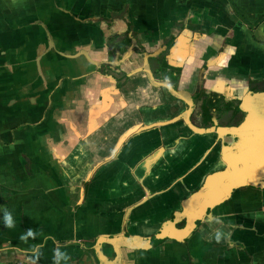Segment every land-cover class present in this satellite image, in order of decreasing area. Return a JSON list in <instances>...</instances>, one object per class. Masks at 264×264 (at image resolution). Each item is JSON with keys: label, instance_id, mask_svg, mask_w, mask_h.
Segmentation results:
<instances>
[{"label": "crops", "instance_id": "0c3cea01", "mask_svg": "<svg viewBox=\"0 0 264 264\" xmlns=\"http://www.w3.org/2000/svg\"><path fill=\"white\" fill-rule=\"evenodd\" d=\"M177 10H184L196 26L228 31L240 55L260 46L250 40L247 26L258 24L256 34L264 35V0H0V264H93L92 253L82 246V240L92 238L83 232L91 227L81 214L85 207L77 208L78 219L70 211L80 200L71 181L91 168V159L108 157L112 141L98 145L79 138L86 124L78 89H96L98 81L84 79L85 70L93 69L74 60V43L96 36L94 22L100 16L119 14L113 24L121 31L126 24L150 29L161 28ZM206 38L213 41V33ZM110 54L116 55L115 62L119 55ZM107 86L106 81L99 86L103 94L109 93ZM124 122L130 126L133 120ZM146 146L138 138L131 156L140 159ZM81 159H86L82 168L77 166ZM105 172L106 165L82 185L108 187ZM249 207L242 205L244 217L239 214L228 223L229 246L217 256L203 258L210 242L221 240L211 223L189 252L179 243L157 252L163 253L162 264H189V256L196 264H264V211L247 212ZM134 254L125 261L137 263Z\"/></svg>", "mask_w": 264, "mask_h": 264}, {"label": "flooded vegetation", "instance_id": "af4514ba", "mask_svg": "<svg viewBox=\"0 0 264 264\" xmlns=\"http://www.w3.org/2000/svg\"><path fill=\"white\" fill-rule=\"evenodd\" d=\"M184 12L177 10L170 14L161 28L150 26V29H143L126 24L122 31L113 24L121 16L110 13V18L100 16L95 20L94 24L99 29L94 36L96 39L89 36L84 43H74V60L81 59L89 69H93L85 70L84 79L90 81L96 77L95 83L98 81L96 89H78V92L81 91V96L77 98L79 109L83 110L86 124L85 132L79 138L98 145L107 141L117 143L145 139L147 151L133 170L139 165H148L144 170L162 174L163 180L169 174L171 154L181 162L177 173L195 175L193 187H203L204 177L224 171L226 166L233 171L232 178L229 176L224 183L210 185L223 188L219 192L218 189L211 192L212 195L218 193L213 197L211 206L194 218L189 233L180 242L169 237L172 233L169 184H154L152 187H73L80 200L71 206L70 211L78 219L77 208L85 207L81 214L88 219L91 227L83 232L87 231V237L90 234L92 238L82 240V246L85 253H92L93 264H129L125 257L134 253L138 255V262L134 264H162L163 253L157 255V252L165 251L168 243H179L189 252L196 237L212 223L214 236L221 240H212L207 246L203 255L207 261L229 246V231L232 228L228 223L235 216L243 215L242 205L251 206L247 212L264 211V35L259 37L256 34L258 24L247 26L251 32L250 40L260 45L256 50L261 51L263 56L256 55V50L252 52L251 49H248L249 53L244 50L245 54L240 55V49L235 46L228 31L222 33L218 27L209 31V27L196 26ZM221 27L226 28L224 25ZM211 33L213 41L210 42L206 37ZM215 37L221 40L215 41ZM121 48H125L123 52L130 48L137 54H148L155 81L167 80L176 90L180 77H196L189 121L163 119L167 108L161 120L141 121L139 128L134 130H131L133 125L130 128L118 118L123 110L124 98L113 91L103 94L99 86L105 81L104 76L113 73L108 69V63H112L116 55L112 58L110 53H118ZM116 60L120 61V58ZM114 74L119 88L126 80V73ZM125 104L128 105V102ZM184 107L187 108V104ZM252 111L259 117L257 120L247 119ZM234 175H245V180L253 177L259 183H228L240 181L234 179ZM70 188L67 187L68 190ZM220 194L221 197L215 200ZM82 219L79 217V221ZM216 221L220 225H214ZM185 226V218L175 222L177 229ZM88 242H91L89 246ZM238 245L243 247L242 243ZM142 251L146 255L142 256ZM149 254L152 259L144 258ZM188 262L196 264L197 260L189 256Z\"/></svg>", "mask_w": 264, "mask_h": 264}, {"label": "water", "instance_id": "95a60500", "mask_svg": "<svg viewBox=\"0 0 264 264\" xmlns=\"http://www.w3.org/2000/svg\"><path fill=\"white\" fill-rule=\"evenodd\" d=\"M82 52L84 53V51ZM117 54L119 55L117 56L118 59L120 58V61L116 60L112 63L107 62L110 64L108 69H111L113 73L103 78L108 83L107 88H109L111 93L113 91V93L121 94L122 98H124L122 101L123 110L118 117L119 119L123 121L133 120V129L131 130H134L139 128L141 121H150L152 119L161 120L163 118L162 113L165 108H167L165 111H168L164 113L165 116L163 119L171 121L183 119L189 121V111H191L193 106L191 93L194 89L192 87L197 82L195 76L191 77L187 75L180 77L178 90H176L167 80L155 81L154 75L149 67L148 54L140 55L133 52L130 48L125 52H118ZM114 72L116 74L120 72L126 73V80L119 88H117L115 84L116 78ZM125 102H128V105H126ZM184 104H187L188 107L185 108ZM113 109L114 106H112V110ZM258 118L255 111H252L247 116V119L250 121L257 120ZM124 127H127V125ZM130 128L132 127L130 126ZM134 141V139L128 141L121 140L117 143L112 141L108 153L114 156L110 157L109 154L105 159H91V168L85 173L77 176L71 182L74 183L75 187H84L82 181H93L94 177L98 175V173H96L97 170L106 165L105 176L108 187H152L154 184H169L171 187L170 215L172 219V233L169 237L180 242L182 238L189 233V227L193 226L194 218L199 217L201 212L204 213L205 209L211 206L214 201L213 197L218 194L212 195L211 192L215 189H218L219 192V190L221 191V188H223L210 187V185L226 182L229 176L232 178L233 171L227 169L228 167L226 166L224 171H217L204 177L203 187H193L196 182L195 175L177 173L176 169L181 166V162L179 159L175 160L171 154L169 160V174L167 173V175H165L166 179L163 180L162 174H154L144 170L148 165H139L137 169L133 170L140 160L131 156L133 149H130V147ZM121 144L122 148L120 154L116 156L117 154L115 155V152L119 151ZM137 150L140 149L136 147V151ZM145 151H147V149H144V152ZM115 157L119 158L115 159ZM85 162L86 159H81L77 166L79 165L82 168ZM234 179L240 181L232 180L228 183H259L253 177L251 180H245V175H234ZM221 194L218 195L215 200L219 199ZM182 218L186 219V226L183 229H177L175 227V222Z\"/></svg>", "mask_w": 264, "mask_h": 264}]
</instances>
